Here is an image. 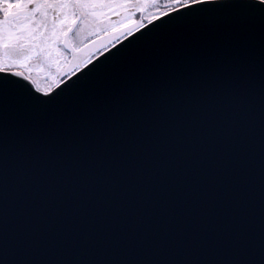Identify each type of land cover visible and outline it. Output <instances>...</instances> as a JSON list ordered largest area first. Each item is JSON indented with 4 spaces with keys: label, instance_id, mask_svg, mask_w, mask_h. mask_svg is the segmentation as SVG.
<instances>
[{
    "label": "snow or ice",
    "instance_id": "6c2138e0",
    "mask_svg": "<svg viewBox=\"0 0 264 264\" xmlns=\"http://www.w3.org/2000/svg\"><path fill=\"white\" fill-rule=\"evenodd\" d=\"M159 3L0 0V264H264V0Z\"/></svg>",
    "mask_w": 264,
    "mask_h": 264
},
{
    "label": "flooded vegetation",
    "instance_id": "af4514ba",
    "mask_svg": "<svg viewBox=\"0 0 264 264\" xmlns=\"http://www.w3.org/2000/svg\"><path fill=\"white\" fill-rule=\"evenodd\" d=\"M164 7H165L164 0H160V3H159V5L157 7H150L144 13L143 16L137 14L134 17V21L133 22L138 23V22H141L142 21V23H143V27L142 28H144V27H146L147 25L150 24V22H149V20H148L147 17L149 15H151V14H157L158 15L159 14V10L160 9H164ZM153 21H155V20H153ZM103 27H107V25H103ZM141 29H139V30H141ZM136 32H137V30L134 29L133 34L136 33ZM117 35H119V33H117ZM128 37H130V36H121L120 37V41L117 42L114 39H112L111 37H108L106 33H102L99 37L92 36V39L93 40H96L97 41V44H96V48H91L90 45H89V48H90V51L91 52H94L95 53V58H98L99 56H101L102 54L105 53V51L101 47L100 41H102L103 44H107L108 45V49H111V48L115 47L116 45L120 44L122 41H124ZM110 40H111V42H110ZM97 48L100 49L99 52L96 50ZM81 55H83V56L86 57L88 55V52H84ZM22 70L27 71L26 69H22ZM32 75L34 77H36L37 79H39L42 84H47V83L50 82L48 70L47 69L38 70V63L37 62H33V64H32ZM64 79L66 80L67 77H64Z\"/></svg>",
    "mask_w": 264,
    "mask_h": 264
},
{
    "label": "water",
    "instance_id": "95a60500",
    "mask_svg": "<svg viewBox=\"0 0 264 264\" xmlns=\"http://www.w3.org/2000/svg\"><path fill=\"white\" fill-rule=\"evenodd\" d=\"M208 7L214 8L215 6L209 5ZM210 15H211V13H210ZM163 20H166V17H160V19L153 21L152 23H150L146 27H144L141 30L134 33L133 35L139 36L140 32L145 31V29L151 30L153 24L160 25L161 21H163ZM131 40H132V37L130 36L127 39H125L124 41H122L121 43H123L125 46H127L129 41H131ZM120 44L116 45L115 47H113L109 50L115 51L116 48L120 47ZM262 51H264V45H262L261 38L259 37V35H257L253 40V47H252V52H251V59H252V63H253L254 69H255V84L257 87V91L259 89ZM104 55H107V53L105 52L104 54H102L98 58L102 59Z\"/></svg>",
    "mask_w": 264,
    "mask_h": 264
}]
</instances>
